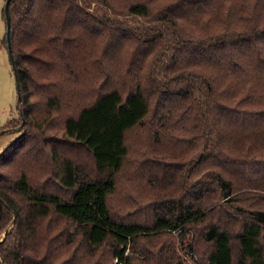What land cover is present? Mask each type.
<instances>
[{
  "label": "trees",
  "instance_id": "trees-1",
  "mask_svg": "<svg viewBox=\"0 0 264 264\" xmlns=\"http://www.w3.org/2000/svg\"><path fill=\"white\" fill-rule=\"evenodd\" d=\"M8 15L0 264H264V0Z\"/></svg>",
  "mask_w": 264,
  "mask_h": 264
},
{
  "label": "rangeland",
  "instance_id": "rangeland-1",
  "mask_svg": "<svg viewBox=\"0 0 264 264\" xmlns=\"http://www.w3.org/2000/svg\"><path fill=\"white\" fill-rule=\"evenodd\" d=\"M6 0H0V129L12 121L6 131L0 132V153L19 134V116L17 112L16 79L11 67L8 50L3 45L6 35V22L4 18V6ZM120 2V0H118ZM113 207H117V199L113 201ZM119 211V215L125 214ZM116 262V261H115Z\"/></svg>",
  "mask_w": 264,
  "mask_h": 264
},
{
  "label": "water",
  "instance_id": "water-1",
  "mask_svg": "<svg viewBox=\"0 0 264 264\" xmlns=\"http://www.w3.org/2000/svg\"><path fill=\"white\" fill-rule=\"evenodd\" d=\"M10 0H6L5 1V6H4V16H5V20H6V38H7V48H8V53H9V57H10V61L11 59V55H10V44H9V15H8V4H9ZM8 232V230H6L3 234V237L0 241L3 240L4 236L6 235V233Z\"/></svg>",
  "mask_w": 264,
  "mask_h": 264
}]
</instances>
